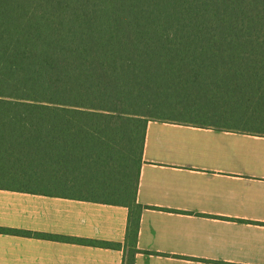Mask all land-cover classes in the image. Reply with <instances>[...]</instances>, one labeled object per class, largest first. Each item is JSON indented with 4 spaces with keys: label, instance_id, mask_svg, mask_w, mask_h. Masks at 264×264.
<instances>
[{
    "label": "trees",
    "instance_id": "trees-1",
    "mask_svg": "<svg viewBox=\"0 0 264 264\" xmlns=\"http://www.w3.org/2000/svg\"><path fill=\"white\" fill-rule=\"evenodd\" d=\"M149 121L264 136V0H0V189L129 209Z\"/></svg>",
    "mask_w": 264,
    "mask_h": 264
},
{
    "label": "crops",
    "instance_id": "crops-1",
    "mask_svg": "<svg viewBox=\"0 0 264 264\" xmlns=\"http://www.w3.org/2000/svg\"><path fill=\"white\" fill-rule=\"evenodd\" d=\"M134 264H264V136L149 121ZM129 209L0 189V264H123Z\"/></svg>",
    "mask_w": 264,
    "mask_h": 264
}]
</instances>
